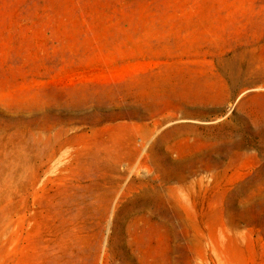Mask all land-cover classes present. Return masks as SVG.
I'll return each instance as SVG.
<instances>
[{"label":"rangeland","instance_id":"obj_1","mask_svg":"<svg viewBox=\"0 0 264 264\" xmlns=\"http://www.w3.org/2000/svg\"><path fill=\"white\" fill-rule=\"evenodd\" d=\"M256 61L264 0H0V151H29L0 156V264H264ZM188 112L200 134L165 137ZM111 115L136 120V142L110 170L81 163L73 142H31ZM200 168L218 174L213 190L198 189Z\"/></svg>","mask_w":264,"mask_h":264},{"label":"bare ground","instance_id":"obj_2","mask_svg":"<svg viewBox=\"0 0 264 264\" xmlns=\"http://www.w3.org/2000/svg\"><path fill=\"white\" fill-rule=\"evenodd\" d=\"M236 81L237 78L234 79V82ZM201 115L202 114L200 112H188L187 115L182 116V118L170 119L171 123L178 122L180 125L176 126L175 128L168 129L164 134L165 137L172 138L174 132L178 130H181L187 136H189V134H191L193 131H201V127L198 126L202 122ZM124 118L126 117L111 115L108 118H103V124H99L98 127H92V129L89 131H87L85 128H79L75 126V128L78 129L77 132L74 133L71 138H66V140L63 138L66 130L61 129L60 131H56L53 134L32 137L31 142L41 147V150L51 149L54 143L57 142H73V154L76 157H85V160H83L81 163L92 165L98 169L102 168L103 170H110L116 161L127 156L128 151L135 146L136 120L133 119L132 121H125L123 120ZM170 120H168V124L170 123ZM213 122L214 121H209L208 124H212ZM207 129L208 131H211L210 128ZM28 153L29 151L27 149L24 150L19 148L18 150L16 149V151L13 149L8 151H0V156L4 154H10L17 159H20L22 157H26ZM139 166L143 173H148L150 171V167L145 158L144 160L140 161ZM196 176V184L200 191L213 190L217 185V179L219 177L213 168H200ZM168 177L170 178L166 179V182L176 181V184H181L184 181L181 177ZM97 186V184L92 183L85 189L90 191V195H95L96 197L101 198L100 201L94 204L93 211L94 213H103L105 205L104 199L106 194H101V192L99 193L98 191L100 188ZM3 194H7V191H0V196ZM169 202L175 209L181 211V214L179 211V220L182 221V223L192 226L197 225L199 217L192 210L182 205L179 200L174 198L170 197ZM215 216V201L214 199H211L209 202V208L202 218L204 220L213 221ZM230 246V249L235 257H239L241 254L239 247L233 242L230 243Z\"/></svg>","mask_w":264,"mask_h":264},{"label":"crops","instance_id":"obj_3","mask_svg":"<svg viewBox=\"0 0 264 264\" xmlns=\"http://www.w3.org/2000/svg\"><path fill=\"white\" fill-rule=\"evenodd\" d=\"M256 64H257V61L255 62V66H256L255 69L257 70L256 74L259 75V76L263 75L264 66L260 65V64H258V65H256Z\"/></svg>","mask_w":264,"mask_h":264}]
</instances>
